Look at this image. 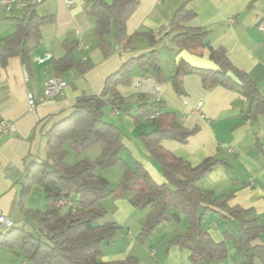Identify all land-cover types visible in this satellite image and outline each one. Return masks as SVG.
<instances>
[{
  "label": "crops",
  "instance_id": "obj_1",
  "mask_svg": "<svg viewBox=\"0 0 264 264\" xmlns=\"http://www.w3.org/2000/svg\"><path fill=\"white\" fill-rule=\"evenodd\" d=\"M66 1L43 0L35 9L41 16H53L54 22L40 30V46L31 54L30 76L18 57L8 59L5 67L0 65V120L12 121L16 127L12 136L0 138V212L14 223L22 220L17 198L26 166L46 159V132L72 112L79 96L100 94L107 76L129 59L148 55L153 50L164 75L169 78L173 74L180 50L171 42L173 34L169 32V24L180 6L184 5L194 14L183 24L184 29L201 28L206 31L207 43L214 49L223 48L232 66L246 73L264 97V37L257 29L258 26L264 27V0H140L126 23L130 40L115 44L108 57H104L97 48L93 36L94 23L84 12V1L72 0L71 5ZM102 1L111 4L114 0ZM24 17L22 11L6 14L0 10V40L14 31L13 18ZM147 34H152L156 41L153 47L148 43ZM66 40L77 41L75 57L90 60L93 67L83 75L70 70L57 76L67 86L61 94L40 103L47 80L56 76L52 62L63 56ZM45 53H49L51 58L39 63L38 58ZM202 56L206 58V51ZM131 74L132 83L118 87L125 104H108L103 108L105 121L119 130L123 145L121 162L109 169H117L121 176L125 166L133 168L138 162L156 184L166 183L160 166L147 156L139 138V135L152 130L149 119H135L141 96L148 104L160 102L164 112L179 125L196 130L185 144L161 140L162 148L192 167L207 159H215L217 163L198 182V189L212 198L230 195L229 206L249 210V219H257L264 224V114L244 119L242 110L247 107V101L240 91L222 87L205 89L196 75L181 78L183 95H178L169 81L157 83L152 77H145L136 65L132 67ZM28 94H32L36 102L33 108L28 106ZM198 103L201 106L197 108ZM130 197L126 193L103 202L113 211L110 218L99 223L119 224L126 227L128 233L122 235L126 240L124 250L115 252L113 243L102 246L101 262L136 257L138 264H148L146 261L156 255L153 246L140 244L132 236L139 235L148 212L134 208L129 202ZM13 212L18 216L13 217ZM177 213L178 222H166L157 228L165 235V242L186 232V217ZM203 227L216 243L224 241L223 232L228 228L238 233L234 219H221L213 211L206 215ZM254 244L264 246V234ZM226 247L228 258L212 264H243L244 257L237 247L229 241ZM11 253L20 256L18 252ZM189 255V251L172 246L164 253L165 262L160 264H192ZM254 264L261 263L256 260Z\"/></svg>",
  "mask_w": 264,
  "mask_h": 264
},
{
  "label": "trees",
  "instance_id": "obj_2",
  "mask_svg": "<svg viewBox=\"0 0 264 264\" xmlns=\"http://www.w3.org/2000/svg\"><path fill=\"white\" fill-rule=\"evenodd\" d=\"M83 1L84 12L94 23L93 36L97 48L104 57H108L115 44L130 40L126 23L140 0H114L111 4L102 0ZM37 5H29V14L24 18H13L14 31L0 40V65L5 67L8 59L18 57L28 76L32 70L31 54L40 46V30L54 22L53 16L39 15L35 10ZM193 17L194 14L184 5L175 11L169 24V32L173 34L171 42L180 51L187 50L202 58V52L206 51V59L213 62L219 71L193 69L180 62L167 78L157 64L153 50L148 55L129 59L107 76L100 94L79 96L72 112L46 132V159L26 166L17 198L22 220L14 223L12 228L0 231V248L21 253L24 264H138L134 257L121 261H100L102 246L113 243L119 229L115 223H99L106 215L100 203L104 199H117L129 193L130 204L148 212L137 236L139 243L159 225L178 222L179 212L186 217L187 229L183 235L173 238L170 245L189 251L192 264H212L227 259V241L233 243L244 257L243 264H254L256 260L264 264V246L254 244L264 234V224L257 219H249V210L229 206L230 195L212 198L197 187L217 163L216 160L210 158L192 167L160 145L163 139L185 144L196 132L179 125L164 112L162 103L155 101L148 104L141 96L135 119H149L152 130L139 135V138L147 156L160 166L166 183L156 184L138 162L133 168L125 166L114 189L110 188L107 179L97 174V171L112 168L121 162L122 137L113 124L105 121L103 108L108 104H125L118 87L132 83L131 69L134 65L145 77H152L157 83L169 81L178 95H183L181 78L185 75L198 76L205 89L222 87L240 91L247 101V107L242 110L244 119L264 114V97L246 73L232 66L225 50L212 48L203 29H184L183 24ZM147 39L151 47L156 44L152 34H147ZM77 48V41L66 40L63 43V56L52 62L56 76L70 70L83 75L92 69L90 60L75 57ZM226 72L234 74L240 85L227 78ZM100 142L103 147L96 159H82L72 165L67 163L71 152L76 160L82 152ZM35 193L43 195V209L28 205ZM61 200L69 202L72 207L58 208L57 203ZM212 211L221 219H234L238 233L228 228L223 232L224 241L214 242L203 227L206 215Z\"/></svg>",
  "mask_w": 264,
  "mask_h": 264
},
{
  "label": "rangeland",
  "instance_id": "obj_3",
  "mask_svg": "<svg viewBox=\"0 0 264 264\" xmlns=\"http://www.w3.org/2000/svg\"><path fill=\"white\" fill-rule=\"evenodd\" d=\"M101 146H102L101 142L97 143L92 148L82 152L76 158V160L74 159L75 154L73 152H71L67 158V163L72 165L75 162L82 160V159L94 160L101 153V150H98V148H100ZM97 174L101 175L102 177H104L105 179H107L109 181L111 189L115 188V186L117 185V183L121 177L120 174L117 173V169H115V168L114 169H108V170L106 169L103 171H97ZM43 199H44V197L42 194L35 193L29 201V206L39 207V208L43 209ZM107 199H114V198H107ZM107 199L102 200L100 203L101 207L106 211V215L100 220L101 222L107 220L108 218H110L112 216V211H113L112 208H109V207L106 208L104 206L105 203L103 204V202H105ZM12 216L17 217L18 213L13 212ZM108 223H112V222H108ZM115 225L119 229L116 231L115 238H114V241L112 244V249L115 252H118V251H122L126 248V243H125L126 240L122 238V235L124 234V236H126L128 231H127V228L124 226H121L119 224H115ZM157 228L149 236H147L146 239L142 243H140V244H144L145 246L146 245L153 246V248H152L153 253H156V255L150 257L148 259V261H146L144 259V261H146L148 264H160V263L165 262L164 253H166L168 248L172 247V245H170V241L172 239L169 238L165 242V240H164L165 235L162 233V231H158L161 229H157ZM132 236L134 238L136 237V240H137L136 235H132ZM124 240H125V242H124ZM157 248L159 249V251H157ZM19 254H20V256L11 253L10 250L0 248V264H21L23 262V258H22L21 253H19ZM137 261L139 263L138 259H137Z\"/></svg>",
  "mask_w": 264,
  "mask_h": 264
},
{
  "label": "built area",
  "instance_id": "obj_4",
  "mask_svg": "<svg viewBox=\"0 0 264 264\" xmlns=\"http://www.w3.org/2000/svg\"><path fill=\"white\" fill-rule=\"evenodd\" d=\"M43 0H0V10L6 14H10L14 11H22L25 16L29 14V5L40 4ZM72 0H67L66 4L71 5ZM257 29L262 33L264 37V27L258 26ZM51 55L45 53L43 57L38 58L39 63H43L45 60L50 59ZM67 83L61 78L54 76L47 80L45 89L43 91V97L40 99V103L44 102L46 99H50L55 95L62 93ZM28 106L30 108L35 107L36 102L32 94L27 95ZM201 106V103L197 104V108ZM16 131L15 124L12 121L0 120V138L3 136H12ZM58 208H69L72 207L71 204L65 200H61L57 203ZM14 226V222L9 219L6 215L0 212V231L10 229Z\"/></svg>",
  "mask_w": 264,
  "mask_h": 264
},
{
  "label": "water",
  "instance_id": "obj_5",
  "mask_svg": "<svg viewBox=\"0 0 264 264\" xmlns=\"http://www.w3.org/2000/svg\"><path fill=\"white\" fill-rule=\"evenodd\" d=\"M175 62L176 64L184 62L193 69L219 71L218 67L210 60L191 54L187 50H181L177 55ZM225 76L229 78L234 84L240 85L239 80L231 72H226Z\"/></svg>",
  "mask_w": 264,
  "mask_h": 264
}]
</instances>
